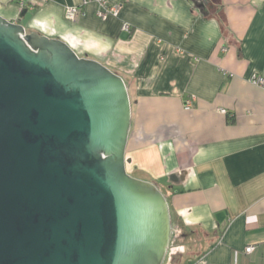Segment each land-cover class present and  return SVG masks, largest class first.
<instances>
[{
  "label": "crops",
  "instance_id": "obj_1",
  "mask_svg": "<svg viewBox=\"0 0 264 264\" xmlns=\"http://www.w3.org/2000/svg\"><path fill=\"white\" fill-rule=\"evenodd\" d=\"M24 1L0 0V16L123 79L126 171L166 198L168 264H264V88L251 82L264 79V0H110L119 17L91 3L73 22L64 11L81 0L22 16Z\"/></svg>",
  "mask_w": 264,
  "mask_h": 264
},
{
  "label": "water",
  "instance_id": "obj_2",
  "mask_svg": "<svg viewBox=\"0 0 264 264\" xmlns=\"http://www.w3.org/2000/svg\"><path fill=\"white\" fill-rule=\"evenodd\" d=\"M123 79L0 16V264H163L166 198L126 171Z\"/></svg>",
  "mask_w": 264,
  "mask_h": 264
},
{
  "label": "built area",
  "instance_id": "obj_3",
  "mask_svg": "<svg viewBox=\"0 0 264 264\" xmlns=\"http://www.w3.org/2000/svg\"><path fill=\"white\" fill-rule=\"evenodd\" d=\"M52 0H26L20 3V8L26 7L28 10L35 9L42 6L45 3L51 2ZM28 2V3H27ZM91 3L96 4V17L99 20L105 21L108 18H117L120 15L121 6L119 4H113L110 0H81L79 6L67 7L64 11V18L68 22H73L75 19L82 15L84 9ZM121 31L126 34L132 33V28L130 24L123 23ZM252 84L261 88H264V79L254 75L251 80ZM193 106V100L189 99L184 103L185 109H190ZM221 114H227L226 110L220 109ZM254 251V246H248L245 248V254H250Z\"/></svg>",
  "mask_w": 264,
  "mask_h": 264
},
{
  "label": "rangeland",
  "instance_id": "obj_4",
  "mask_svg": "<svg viewBox=\"0 0 264 264\" xmlns=\"http://www.w3.org/2000/svg\"><path fill=\"white\" fill-rule=\"evenodd\" d=\"M22 25H25V22L22 23ZM132 177L136 178V179H139L140 178V175L138 173H134L132 174ZM171 250L168 251V253L166 254V257L164 259V262L163 264H168V259H169V253H170Z\"/></svg>",
  "mask_w": 264,
  "mask_h": 264
},
{
  "label": "trees",
  "instance_id": "obj_5",
  "mask_svg": "<svg viewBox=\"0 0 264 264\" xmlns=\"http://www.w3.org/2000/svg\"><path fill=\"white\" fill-rule=\"evenodd\" d=\"M27 10H28V9H27L26 7H22V8H21V11H20V15L23 16V15L27 12Z\"/></svg>",
  "mask_w": 264,
  "mask_h": 264
}]
</instances>
